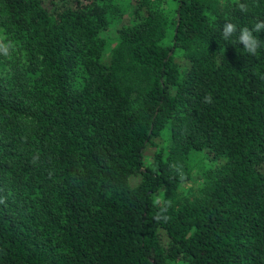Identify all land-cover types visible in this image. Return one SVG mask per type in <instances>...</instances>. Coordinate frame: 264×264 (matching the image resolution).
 Returning a JSON list of instances; mask_svg holds the SVG:
<instances>
[{"label":"trees","instance_id":"obj_1","mask_svg":"<svg viewBox=\"0 0 264 264\" xmlns=\"http://www.w3.org/2000/svg\"><path fill=\"white\" fill-rule=\"evenodd\" d=\"M259 21L264 0H0V264H264V31L255 56L221 34Z\"/></svg>","mask_w":264,"mask_h":264},{"label":"clouds","instance_id":"obj_2","mask_svg":"<svg viewBox=\"0 0 264 264\" xmlns=\"http://www.w3.org/2000/svg\"><path fill=\"white\" fill-rule=\"evenodd\" d=\"M241 12H246L248 10L247 5L241 3L238 5ZM264 31V21H259L255 23L253 28L238 26L234 23L227 22L222 27V37L225 41L231 40L233 36H236L239 44L243 45V49L250 55H257L258 49L261 47L262 41L257 38L254 33H260ZM0 52L8 55V46L0 43ZM206 103H212L211 94L204 97ZM156 203H159L157 200Z\"/></svg>","mask_w":264,"mask_h":264},{"label":"rangeland","instance_id":"obj_3","mask_svg":"<svg viewBox=\"0 0 264 264\" xmlns=\"http://www.w3.org/2000/svg\"><path fill=\"white\" fill-rule=\"evenodd\" d=\"M148 151L147 153H149ZM201 164V163H200ZM192 166L191 179L184 184V189L188 191V194L192 196H199L205 188V183L200 178V172L202 170L201 165Z\"/></svg>","mask_w":264,"mask_h":264}]
</instances>
